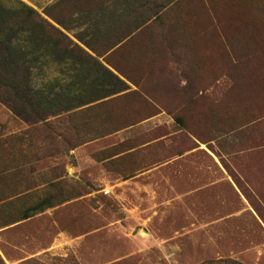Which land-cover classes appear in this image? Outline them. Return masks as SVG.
Segmentation results:
<instances>
[{"label": "rangeland", "instance_id": "obj_1", "mask_svg": "<svg viewBox=\"0 0 264 264\" xmlns=\"http://www.w3.org/2000/svg\"><path fill=\"white\" fill-rule=\"evenodd\" d=\"M0 264H264V0H0Z\"/></svg>", "mask_w": 264, "mask_h": 264}, {"label": "crops", "instance_id": "obj_2", "mask_svg": "<svg viewBox=\"0 0 264 264\" xmlns=\"http://www.w3.org/2000/svg\"><path fill=\"white\" fill-rule=\"evenodd\" d=\"M54 210L55 209H50V210H48V211H45V212H43V213H41V214H39V215H37L36 217H39V216H45L46 215V213H48V212H54ZM33 218H27V219H25V220H23L21 223H20V225H23V224H27L28 222H30L31 220H32ZM56 245V243L53 245V246H55Z\"/></svg>", "mask_w": 264, "mask_h": 264}, {"label": "trees", "instance_id": "obj_3", "mask_svg": "<svg viewBox=\"0 0 264 264\" xmlns=\"http://www.w3.org/2000/svg\"><path fill=\"white\" fill-rule=\"evenodd\" d=\"M37 119H38V120H37ZM37 119H36V121H33V122L31 123V125H32V124H36V123H38V122L45 121V120H47V119H48V117H47V118H46V117H44V118H40V119H39V118H37ZM46 125H47V124H46ZM25 135H27V134H25Z\"/></svg>", "mask_w": 264, "mask_h": 264}]
</instances>
